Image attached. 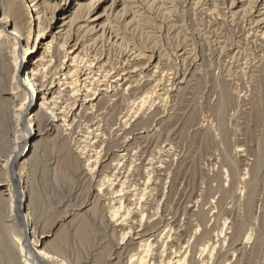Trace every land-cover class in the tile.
<instances>
[{
	"label": "rangeland",
	"instance_id": "obj_1",
	"mask_svg": "<svg viewBox=\"0 0 264 264\" xmlns=\"http://www.w3.org/2000/svg\"><path fill=\"white\" fill-rule=\"evenodd\" d=\"M19 1L15 0L14 12L25 26H30L28 13L32 10L28 12V2ZM69 2L74 8V0ZM229 3L165 0L152 3L151 7L147 4L145 10L136 14V23L123 29L128 34L120 45L118 42L117 46L109 48L102 45V29L92 36L85 32L80 34V39L86 36L84 59L88 64L94 61L98 64L90 69L93 79L89 80L88 88L94 90L89 97L95 90L102 89L106 60L111 71L124 61L121 55L132 50L136 55H146V59L139 57L131 62L132 87L126 90L125 85V93L118 100H98L94 105L86 104L77 109L79 102L76 96L72 97L76 90L64 92L59 102L66 107V116L76 114L71 118L72 124L50 138L45 137L43 146L34 154L32 165L27 167L28 195L32 194L33 200L30 208L38 234H56L60 229L67 232L63 246L54 251L58 252L60 260L70 264H131L129 257L137 253L138 245L130 246L128 252L118 257L115 255V245L122 239L120 227L109 219L111 202L103 197L104 190L122 189L112 187V182L116 181L107 182V179L114 180L116 171L112 170V165L117 163V151L127 142L133 156L124 165L129 171L126 186L133 187L138 182L143 185L150 177L152 184L149 183L147 190L160 193L155 207L168 202L164 216L175 223L170 236L176 239L174 242L181 240L182 247H190L195 264L201 255V243L210 239L216 249L205 256L208 264H264V28L256 31L249 3L238 8H232ZM45 4L50 10L63 1L46 0ZM0 7V17L10 9L6 0H0ZM97 12L101 13L102 9L88 18L93 19ZM104 20L98 21L99 26ZM62 24L59 21L54 25L53 33ZM123 43L128 46H122ZM152 55L155 63L150 65ZM60 57L62 62L64 58ZM6 59L7 54L0 55L2 111L12 105L8 99L10 81L4 66ZM60 61L56 62L57 68L62 67ZM26 77L27 74H23L21 80ZM12 117L14 111L8 113V122L0 113L1 135L9 134L7 129ZM81 146L86 148V154L80 153ZM95 149L111 160L101 162L97 171L90 172L87 159L89 154L96 155ZM139 150L145 154L142 168L134 158ZM95 155L92 158H96ZM146 170L148 178L143 172ZM5 206L0 201V236L10 233L4 228L9 216ZM137 212L131 210L135 228L148 229L153 211H145V218L148 217L144 220ZM141 219L143 221H139ZM42 226L46 229L42 230ZM248 236L250 241L242 246ZM52 239L54 236L48 241ZM5 254L0 246V264H9Z\"/></svg>",
	"mask_w": 264,
	"mask_h": 264
},
{
	"label": "bare ground",
	"instance_id": "obj_2",
	"mask_svg": "<svg viewBox=\"0 0 264 264\" xmlns=\"http://www.w3.org/2000/svg\"><path fill=\"white\" fill-rule=\"evenodd\" d=\"M24 1L28 2L27 4L28 12L29 10H32L28 13L29 19L31 21V23L29 24L30 26H27V25L25 26L22 20L17 17V13L14 12L15 11L14 7L16 5L15 0H6L7 5L9 4L10 9L9 11L7 10L8 11L7 13H3L2 16L0 17V55L1 56L4 54L8 55V59H6L7 63L4 66H6V69H8V74L6 73L7 79L8 81H10L8 83L9 84L8 99H9V102L12 104L11 107L8 106V109L6 111H5L6 108L3 111L1 110L2 108H0L1 110L0 113H3L4 119L8 122V113L10 111L11 112L14 111V117H12V119L9 120L10 124L8 125L9 128L7 129L9 131V134L1 135L0 133L1 135L0 137V146H1V150H0L1 151L0 153V201L3 203V206L6 205L5 207L9 209V212H8L9 216L7 215L8 216L7 222H6V226L4 225V228H6V230L10 232L8 234L6 233V235L1 234L2 237L0 236V246L2 249L5 250V253H6L5 260L9 264H24V263L26 264H70L67 261H62V259L60 260V258L57 257L58 255H56V253L58 254V252L54 253L55 250L61 248L63 244L65 243V237L67 233L65 229H62V230L60 229V231H58L56 234L46 235L47 233H43L42 235H39L38 227L36 226L34 227L33 225L29 226L26 223V221L28 220H34L33 215H31L27 211V209L31 210L30 207L33 203V200L31 198L32 194L30 196L27 194L26 199H23L22 201L24 203L21 204V201L18 200L19 198L16 197L17 191L13 190V188H15L19 184H22L27 189L25 190V192L26 193L29 192L28 182H27L28 174L26 172L28 171L27 167L32 165L35 152L41 146H43L46 140L45 137L50 138L52 135H54L55 132L58 133L60 129H63V128L67 129L68 127L71 126L70 125L72 124L70 123L72 122L71 118L75 116L76 114L66 116V111H65L66 107L61 106L63 103L59 102V99L61 98L60 96L62 95L65 96L64 92L68 93L69 92L68 90H71V89L72 91L76 90L74 94L72 93V97L76 96L77 102H79V104L77 105V109L79 107L84 108L86 104L92 105L98 100H106V101H109L111 99L118 100L122 98V96L125 93V89H124L125 85L127 86L126 90L132 87L133 82H131V74L133 73L131 71V66H132L131 62L138 60L139 57L146 59L145 58L146 55L145 57L142 54H141L142 56H139L140 53L136 55L132 50V52H128L125 55H121V56H124L123 57L124 61L120 62L119 63L120 65L117 66L116 68L111 69V71H108L109 66L107 63L108 61L106 60L105 64L103 65L104 72L106 73H104L105 74L103 78L104 80H102V83H101L102 89L98 90L99 92L95 90L96 92L93 93L92 97H89L90 96L89 93L92 90H94L92 88L91 89L88 88L90 87L91 84L89 86L86 85L85 86L86 89H83L84 84H86L83 81H85L86 78L84 80L78 79L79 78L78 75H80L83 69L81 67H84L86 64H88L87 60L84 59V55H83L84 52L86 51L85 46H84V43L86 42L85 40L86 36L81 37L80 39L79 38L80 34L85 32V34L92 36L102 29L103 30V40H104V44L102 45H104L105 47L108 46V48L110 46H114L115 44L117 46L118 42L120 45L121 41L125 38L124 35L127 33L123 29H125L127 25L136 23V21L134 22V20L136 19L135 18L136 14L141 13V11L144 9V7L147 4L150 6L152 3H155V4L161 3L162 1H165V0H91V2H86V0H74L75 2L74 8L71 7V3L69 2V0H62L63 4L62 5L54 4L55 7H51L52 10L51 9L49 10V7H46L47 6L45 4L46 0H24ZM206 1L208 2L230 1L229 4L232 8H238L244 5L245 3H249V8H250L249 10L252 11V24L256 27V31L257 30L261 31L264 28V0H206ZM212 5L214 6V4ZM1 8L2 7H0V10ZM17 9H19V7H17ZM99 9H102L101 13L97 12L93 19L88 18L93 12L98 11ZM17 12H19V10ZM148 14H150V12ZM84 17L86 18L84 19ZM102 18L105 19L104 20L105 22L103 21L104 24H101V26H99L98 21L101 20ZM129 18H131V20H128ZM59 21H62L63 24L59 27V29L55 33H53V30H52L53 26L59 24ZM150 26L152 27V25ZM263 35L261 34V38ZM149 36L148 38L150 39ZM47 39L49 40L45 43ZM124 44L125 43H123L122 46ZM44 46H48V47L45 50H43ZM125 46H128V45L125 44ZM180 50L182 49L180 48ZM142 52H143V49H142ZM60 56L64 58L62 62L60 61V59H62ZM105 59H106V55L104 57V60ZM57 61H60L62 63L61 68L56 67ZM94 62L91 64H88L87 66L90 69L96 68L98 64L96 65L94 64ZM153 62H154V56L153 55L149 56V64L151 65ZM23 74H27V77L25 80H21V76ZM75 77L77 78L74 79ZM90 79H93L92 76L90 77ZM150 79L152 78L150 77ZM96 80L98 81V79ZM61 86H66V88L61 89ZM84 92H87V93L84 95ZM75 109L76 108H74V110ZM88 140H85V141L87 142ZM81 141L82 140H80V142ZM85 149H86L85 147H82V146L79 147L80 153L86 154L84 153L86 151ZM103 149H101L100 151H102ZM120 150L121 151H117L118 154L115 159L117 163L115 164L112 163L113 165L111 164L113 167L112 170L116 171L114 172L115 174L113 173L114 180H110L112 179L110 178V179H107L108 180L107 182L116 181L114 183L112 182L111 184L112 187L116 188V186H120L122 189L119 188L121 190H104L106 192H105V195L103 196L105 201H109V203L111 202V205L109 207V209H111L110 210L111 218L109 219H111L112 222L115 223L116 227H120V230L118 231H120L121 233L120 235L122 239L119 243L116 242L117 245H115V248H114L115 255L117 254V257H118L124 251L128 250L130 246L138 245V247L136 248L137 253L136 254L134 253L132 256L129 257L130 258L129 263L131 264H195V261L193 260L192 251L189 250L190 247H187V245L186 247L184 245H183L184 247H182L181 240L174 242L173 239L175 238L172 239V237L170 236V233L173 232V231L171 232V229L173 230L175 223L170 222L171 219L168 221L169 216L168 218L164 216L168 202H165L164 204L160 203L162 205H159V206L156 205V207L154 205V203L158 201L157 200L159 197L158 194L160 193H158L159 190H154V189L147 190L149 183L151 182L152 184L150 177L148 178L149 176L148 171H147L148 169L146 170V172L143 171L144 175L146 173V178H148L145 181V184L141 185V184H138L139 183L138 182L137 184L135 183L133 187L126 186L127 185L126 181L129 176L128 175L129 171L126 170L127 166L124 167V165H125V162L129 160L130 157L133 155H131L130 153L132 150H130V147L127 142H125L124 145H122ZM94 155L89 154L88 155L89 158L87 159L86 165L88 166V170H90V172L91 171L93 172V170L95 171L96 169H98L101 165L100 164L101 162H106L107 160H109L107 155L103 154L102 152L97 151L95 155L96 158H92V156ZM134 156H135L134 158L138 162H140L138 167L142 168V165L144 164L143 159H144L145 154L141 153L139 150L138 152L135 153ZM150 165H153V163L152 164L150 163ZM18 167H20L19 170H17ZM128 168L129 170H131L130 167ZM123 170L125 171L122 172ZM134 170H133V173L136 172ZM3 175H5L6 177L3 178ZM105 178L106 177H104V179ZM104 186H107V185H104ZM141 186H143V188H141ZM101 190L99 191L101 192ZM23 192L24 191H22L21 193ZM132 209L138 210L136 214L138 213L142 214L141 216L143 220L148 217L147 215V217L145 218V211L147 212L148 210L153 211L152 212L153 215H151V219L153 221L149 225L148 229L142 230L140 228L139 229L135 228L134 224L136 223L132 220V217H131ZM155 216H158V218L153 219L155 218ZM1 219L2 218H0V227H1V221H2ZM142 219L139 221H143ZM158 219H161L162 221L158 222ZM42 227H43L42 230L46 229L44 226ZM15 230H18L19 232H15ZM175 232H178V231H175ZM53 236H54V239L48 241V239L53 238ZM189 238L190 237H188L187 240H189ZM23 239H26V242ZM134 241H138V242L135 243ZM248 241H250V236L246 238V241L242 243V246L247 244ZM201 244L202 246L199 248L201 255H200V258L198 259L199 261L196 264H208V262H206L207 260L205 261L204 258L210 251L216 249V247L214 246V242H212L211 239ZM212 252L214 253V251ZM213 253H210V255L212 256ZM17 255L20 256V259L17 258ZM209 260L211 259L209 258ZM228 263L230 262L228 261Z\"/></svg>",
	"mask_w": 264,
	"mask_h": 264
},
{
	"label": "built area",
	"instance_id": "obj_3",
	"mask_svg": "<svg viewBox=\"0 0 264 264\" xmlns=\"http://www.w3.org/2000/svg\"><path fill=\"white\" fill-rule=\"evenodd\" d=\"M88 64H86L84 67H81V68H83L82 69V71H81V73H80V75H78V79L79 80H84L85 78H86V80L85 81H83V82H85L86 84H84V86H83V89H86L85 88V86L87 85L88 86V84H89V80H90V68L87 66ZM88 78V79H87ZM87 92H84V95L86 94ZM84 95H83V97H84ZM13 190H16L17 191V194H16V197L17 198H19L18 200L19 201H21V204L22 203H24V202H22L23 201V199H26V195L28 194V193H26L25 192V190H27L26 189V187H24L22 184H19V185H17L15 188H13ZM22 191H24L23 193H21ZM27 211L32 215V212H31V210L30 209H27ZM21 216H22V214H21ZM24 216H26V215H24ZM26 223L30 226V225H33L34 226V220H28V221H26ZM25 242H26V239H23ZM25 246V245H24ZM23 246V247H24ZM35 263V262H34Z\"/></svg>",
	"mask_w": 264,
	"mask_h": 264
}]
</instances>
